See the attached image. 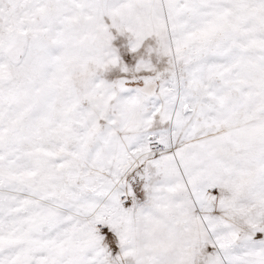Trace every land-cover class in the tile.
<instances>
[{
    "label": "snow or ice",
    "instance_id": "6c2138e0",
    "mask_svg": "<svg viewBox=\"0 0 264 264\" xmlns=\"http://www.w3.org/2000/svg\"><path fill=\"white\" fill-rule=\"evenodd\" d=\"M0 264H264V0H0Z\"/></svg>",
    "mask_w": 264,
    "mask_h": 264
}]
</instances>
